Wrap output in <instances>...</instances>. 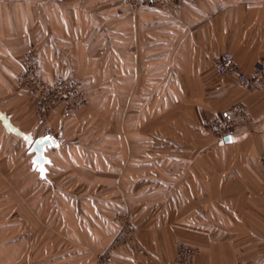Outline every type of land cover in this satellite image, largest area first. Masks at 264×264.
<instances>
[{
  "label": "crops",
  "instance_id": "obj_1",
  "mask_svg": "<svg viewBox=\"0 0 264 264\" xmlns=\"http://www.w3.org/2000/svg\"><path fill=\"white\" fill-rule=\"evenodd\" d=\"M31 50L46 82H82L90 108L69 113L57 104L39 122L35 98L18 86ZM223 54L247 75L264 69V0H199L136 14L124 0H0V264L33 256L35 264H58L46 248L44 262L43 246L27 237L60 215L73 241L101 250L118 234L119 223L108 222L123 209L149 257L129 250L114 264H174L177 240L199 250L191 264H264V88L219 79L212 60ZM97 104L146 105V115L191 105L185 114L197 122L240 105L252 122L231 142L171 161L164 146L124 147L121 132L114 146L105 134L102 144L87 145ZM80 213L86 221L75 225Z\"/></svg>",
  "mask_w": 264,
  "mask_h": 264
},
{
  "label": "rangeland",
  "instance_id": "obj_2",
  "mask_svg": "<svg viewBox=\"0 0 264 264\" xmlns=\"http://www.w3.org/2000/svg\"><path fill=\"white\" fill-rule=\"evenodd\" d=\"M183 6V5H182ZM181 9V6L180 8ZM179 9L171 10V11H164L163 12H176ZM151 10V9H150ZM160 10V9H159ZM214 67V66H213ZM215 69V68H214ZM221 79V77H219ZM82 83V82H81ZM84 90V89H83ZM101 91V90H100ZM85 92V91H84ZM106 91H101L104 94ZM110 94L109 91H107ZM88 99V105H86L81 110H76L69 113H75L79 111H84L90 108L91 106V98L89 97L88 93H86ZM113 94V93H112ZM36 100V99H35ZM63 104L64 103H58ZM56 106V105H55ZM65 106V105H64ZM66 107V106H65ZM64 107V108H65ZM146 105H139V107L131 106V105H124L120 107V110H116L114 105H96L93 106V117L96 121L91 122L88 124L84 130L89 132L88 139H85L87 145L90 146H97L100 145L101 141L104 140V134L106 135V145L114 146L115 145V134L122 133L124 147H128L131 149V146L136 147L139 146H154L162 148H168L171 155V161L178 160V157H187L191 158L194 156L192 149L194 147L202 148L204 146H209L211 144H215L216 140H218L215 136L209 132L207 127L205 126L206 122H197V121H190L185 113L193 108L191 105L189 106H180V105H171L169 112L166 111L162 112L159 107L155 108V113H149L146 115L148 111ZM66 109V108H65ZM37 111V110H36ZM52 111V110H51ZM68 112V111H67ZM154 114V115H153ZM118 116H123V122L118 121ZM214 115H207L206 120L211 119ZM50 118V114L48 115L47 122ZM131 118L136 119L137 121H131ZM39 121V120H38ZM40 122V121H39ZM138 129L139 134L141 135L140 138L135 139L134 135L131 134L132 131ZM200 130H204L207 134L201 133ZM133 136V137H132ZM145 136L146 138H144ZM101 140V141H100ZM100 141V142H99ZM102 144V143H101ZM104 145V143H103ZM110 151V150H107ZM127 155V154H126ZM135 156V155H134ZM143 155L139 154V159H141ZM138 159V160H139ZM128 160L131 161V153H128ZM261 164V163H260ZM262 166V165H261ZM264 170V169H263ZM16 203H11V213L13 214L15 210ZM83 204L79 202L77 206L81 207ZM3 208V204L0 202V209ZM46 208V209H45ZM49 206L45 205L44 210L49 211ZM47 211V212H48ZM131 212L129 209H123L120 214L118 213L114 218L113 221L108 222V226L112 223H119V232L113 239L111 243H109L106 247L102 248L101 250H91L88 247H84L79 245L77 241H73L69 234H67L64 230L66 224L63 217H59V221L55 223L52 221L51 223H45L46 218H44L43 222V232L42 234H33L27 237V240L32 243L33 246L35 245H42V260L45 262V259H48V255H46L45 248L52 254V257H58L57 263L58 264H103L102 261H107L108 258L111 259V263L114 264L115 262V254L119 253L122 254L125 251L133 250L134 253L140 254L144 258H148V254L141 250L138 247L136 242V225L132 218ZM7 220V219H5ZM12 222L16 221L17 218L15 215H12L10 218ZM86 218L80 216L77 219H74V224L76 225L77 222L85 223ZM96 224V223H95ZM93 225V224H92ZM50 226H57L59 227V231H46V227ZM95 225H93L94 227ZM64 227V228H63ZM67 227V226H66ZM64 230V231H63ZM14 236H19L18 234ZM179 244H184L188 249L191 251H196V255H194L189 264L192 263V260L199 254V250L190 247L186 243L177 240L176 241V255L174 259V264H177L178 258V246ZM50 256V255H49ZM37 260V259H36ZM38 261V260H37ZM27 264H35L34 256L32 258V262Z\"/></svg>",
  "mask_w": 264,
  "mask_h": 264
},
{
  "label": "built area",
  "instance_id": "obj_3",
  "mask_svg": "<svg viewBox=\"0 0 264 264\" xmlns=\"http://www.w3.org/2000/svg\"><path fill=\"white\" fill-rule=\"evenodd\" d=\"M199 0H124L126 5L136 14L139 8L160 9L171 11L179 9L185 2L192 5ZM213 66L221 78H235L238 84L247 91L264 88V69L258 65L253 75H247L228 54L216 57ZM18 86L26 89L36 99L37 118L41 123H47L48 115L58 103H64L68 112L83 109L88 105L87 96L78 80L61 79L54 83L46 82L40 73V62L35 50L28 51L24 56V72L18 80ZM252 122L244 106H236L228 111L212 116L205 126L217 139L232 137L240 128L247 127ZM51 133L52 131L49 130ZM260 163L264 169V155ZM177 264H189L196 251H191L184 244L178 246ZM103 264L111 263V259L102 261Z\"/></svg>",
  "mask_w": 264,
  "mask_h": 264
},
{
  "label": "water",
  "instance_id": "obj_4",
  "mask_svg": "<svg viewBox=\"0 0 264 264\" xmlns=\"http://www.w3.org/2000/svg\"><path fill=\"white\" fill-rule=\"evenodd\" d=\"M231 139H232L231 137H227V138H225V141H226V142H231ZM47 140H48V139H42L41 141H37L36 145L39 146L40 143L47 142Z\"/></svg>",
  "mask_w": 264,
  "mask_h": 264
}]
</instances>
